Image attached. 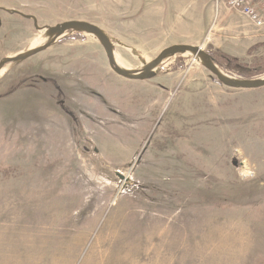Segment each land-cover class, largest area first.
Instances as JSON below:
<instances>
[{
	"label": "rangeland",
	"instance_id": "374dc122",
	"mask_svg": "<svg viewBox=\"0 0 264 264\" xmlns=\"http://www.w3.org/2000/svg\"><path fill=\"white\" fill-rule=\"evenodd\" d=\"M149 1L0 0V264H264V85L179 49L162 81L106 75L111 96L87 98L105 55L80 27L18 60L49 27L125 25ZM162 3L168 47L264 78V27L222 0Z\"/></svg>",
	"mask_w": 264,
	"mask_h": 264
},
{
	"label": "crops",
	"instance_id": "0c3cea01",
	"mask_svg": "<svg viewBox=\"0 0 264 264\" xmlns=\"http://www.w3.org/2000/svg\"><path fill=\"white\" fill-rule=\"evenodd\" d=\"M142 1V0H141ZM150 6L146 7V13L142 18L132 17L125 25L111 26L109 28L101 27V30L108 36L114 60L116 64L127 71L136 72L141 70L147 63L153 60L163 49L169 46V29L167 21V6L163 4V0H151ZM96 42L99 44L98 40ZM101 45V44H99ZM121 49V52H120ZM104 59H87L84 68L86 75L84 77L85 96L87 98L109 97L105 94L116 87L108 84L111 81L124 84H139V80L128 79L116 74L110 67L108 59H106L105 51ZM127 53V54H126ZM107 60V62H106ZM169 59L164 58L154 69L153 77L160 82L163 76L170 72ZM108 63V64H107ZM83 68V67H82ZM84 71V70H83ZM152 77V78H153ZM150 78V80L152 79ZM91 86L94 82L96 85L88 89L86 83ZM144 82V81H143ZM145 84V83H143Z\"/></svg>",
	"mask_w": 264,
	"mask_h": 264
},
{
	"label": "water",
	"instance_id": "95a60500",
	"mask_svg": "<svg viewBox=\"0 0 264 264\" xmlns=\"http://www.w3.org/2000/svg\"><path fill=\"white\" fill-rule=\"evenodd\" d=\"M13 12L19 13L21 16L25 18H31L33 19L34 26L39 29L37 25V20L33 15L29 14H24L22 12H19L17 10H13ZM74 27H80L87 29L90 33L95 35L101 44L102 48L105 51L106 57L108 59L109 65L111 69L118 75H121L126 78H136V79H145L148 78L152 75L153 69L166 57V55L170 51H177L179 49H188L189 51L199 54L203 56V63L206 66L208 70H210L213 74H215L218 78V80L222 83H224L227 86H232V87H241V88H256L264 85V78L263 79H256V80H239V79H225L221 74L216 65L210 60L209 55L202 50L200 47H195L191 45H184V46H171V47H166L163 49L153 60H151L149 63L145 65L141 70L136 71V72H131L124 70L120 68L113 56L112 52V46L111 42L108 38V36L99 28L97 27H90V26H83L81 22H76V21H69V22H64L61 24H57L55 26L49 27V34L52 35V40H50L46 45L38 46L32 48L28 53H25L21 55L18 60H22L27 58L28 56L37 53L41 51L43 48L48 46L51 41L56 40L58 37L62 36L67 30L72 29ZM6 62V61H4Z\"/></svg>",
	"mask_w": 264,
	"mask_h": 264
},
{
	"label": "built area",
	"instance_id": "2783aa9c",
	"mask_svg": "<svg viewBox=\"0 0 264 264\" xmlns=\"http://www.w3.org/2000/svg\"><path fill=\"white\" fill-rule=\"evenodd\" d=\"M230 9L240 11L256 27H264V0H222Z\"/></svg>",
	"mask_w": 264,
	"mask_h": 264
},
{
	"label": "bare ground",
	"instance_id": "6f19581e",
	"mask_svg": "<svg viewBox=\"0 0 264 264\" xmlns=\"http://www.w3.org/2000/svg\"><path fill=\"white\" fill-rule=\"evenodd\" d=\"M46 38H48V36L46 34L43 35H40L38 37H35L33 39L30 40L28 46H27V49H30V48H34L38 45H40L42 42H44V40H46ZM4 69H2L0 71V73L3 71Z\"/></svg>",
	"mask_w": 264,
	"mask_h": 264
},
{
	"label": "flooded vegetation",
	"instance_id": "af4514ba",
	"mask_svg": "<svg viewBox=\"0 0 264 264\" xmlns=\"http://www.w3.org/2000/svg\"><path fill=\"white\" fill-rule=\"evenodd\" d=\"M12 13H15V14L19 15V13H17V12H13V11H12L11 14H12Z\"/></svg>",
	"mask_w": 264,
	"mask_h": 264
}]
</instances>
